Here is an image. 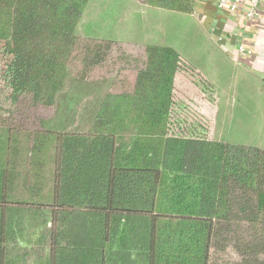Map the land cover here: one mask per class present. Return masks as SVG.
Instances as JSON below:
<instances>
[{"label":"trees","instance_id":"trees-1","mask_svg":"<svg viewBox=\"0 0 264 264\" xmlns=\"http://www.w3.org/2000/svg\"><path fill=\"white\" fill-rule=\"evenodd\" d=\"M89 2L0 0V264H264V136L183 134L175 81L197 69L167 45L85 35ZM70 77L110 79L86 131L42 115ZM241 87L251 139L264 94Z\"/></svg>","mask_w":264,"mask_h":264},{"label":"rangeland","instance_id":"rangeland-1","mask_svg":"<svg viewBox=\"0 0 264 264\" xmlns=\"http://www.w3.org/2000/svg\"><path fill=\"white\" fill-rule=\"evenodd\" d=\"M137 14H142V11L137 12L132 2L128 0H90L80 26L87 36H97L113 41H135L132 33L136 31L137 24L146 19H142V16L139 17ZM162 25L170 34L164 45L176 50L199 72L195 75L196 77L188 72L179 73L175 81L173 116L180 121L182 133L210 140L215 128L217 138L244 143H249L251 140L252 144L260 145L259 139L264 134H257L250 139L243 127H236L238 97L235 86L226 91L227 95L219 92L220 110L213 127L216 101L213 96H210L211 92L207 89L203 90L202 86L212 81V74L216 67L218 68L220 60L215 52H210V48L208 49L210 41L207 37L197 30L193 20L183 14L176 13V17L166 18ZM145 40L141 38V42L147 43ZM223 72L222 78L225 81L233 80L231 72L230 77L225 78L226 72L224 70ZM109 83L110 79L82 81L68 78L64 90L57 98L56 107L42 112V115L48 119L47 126L61 131H86ZM263 86L264 81L255 82V87L261 89L262 94H264ZM231 110H233V116H227ZM226 111L229 113L225 114ZM263 125L262 120L255 126V132L263 131ZM248 131L251 132V130ZM174 132L176 133V129Z\"/></svg>","mask_w":264,"mask_h":264},{"label":"crops","instance_id":"crops-1","mask_svg":"<svg viewBox=\"0 0 264 264\" xmlns=\"http://www.w3.org/2000/svg\"><path fill=\"white\" fill-rule=\"evenodd\" d=\"M134 7L137 12L142 11V14L138 15V13L137 15L142 16V19H148V22L145 19L137 24L136 31L132 33L134 34L133 39L141 40L142 38L145 40L144 38H146L145 41L148 44L164 45L169 33L162 23L166 18L176 17V13L153 9L141 4H135ZM258 12L257 17L245 20L237 14H229L226 10H217L215 0H194L193 13L186 15L193 20L197 30L210 41V45H208L210 52H215L219 57L220 64L212 74L210 84L214 85L220 94L227 95L226 91H229L233 86L237 89L241 85L243 88H248L249 85L255 87V82L264 81L262 76L264 68V0H260ZM240 47L249 51L250 54H241L238 50ZM223 70L226 72L224 78L228 77L231 72L233 80L226 79L225 81L222 78ZM255 93L257 97L263 95L257 87ZM210 96H213L216 101L214 103V127L215 118L220 110L218 107L219 96L213 94ZM213 129L215 132V128Z\"/></svg>","mask_w":264,"mask_h":264},{"label":"built area","instance_id":"built-area-1","mask_svg":"<svg viewBox=\"0 0 264 264\" xmlns=\"http://www.w3.org/2000/svg\"><path fill=\"white\" fill-rule=\"evenodd\" d=\"M259 3L260 0H215L217 10H226L229 14H237L245 20L253 19L259 15ZM238 50L241 54H250L249 51H246L242 47ZM262 76L264 78V68Z\"/></svg>","mask_w":264,"mask_h":264}]
</instances>
